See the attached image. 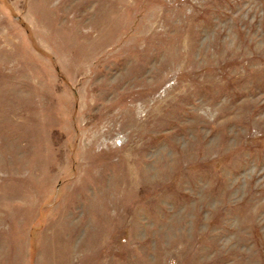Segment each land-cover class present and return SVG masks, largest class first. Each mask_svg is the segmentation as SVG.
<instances>
[{
    "label": "rangeland",
    "instance_id": "374dc122",
    "mask_svg": "<svg viewBox=\"0 0 264 264\" xmlns=\"http://www.w3.org/2000/svg\"><path fill=\"white\" fill-rule=\"evenodd\" d=\"M0 264H264V0H0Z\"/></svg>",
    "mask_w": 264,
    "mask_h": 264
}]
</instances>
